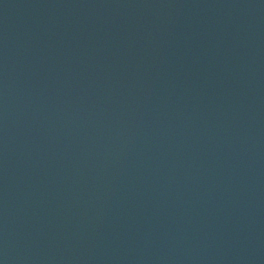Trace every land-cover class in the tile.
Segmentation results:
<instances>
[{
	"label": "water",
	"instance_id": "water-1",
	"mask_svg": "<svg viewBox=\"0 0 264 264\" xmlns=\"http://www.w3.org/2000/svg\"><path fill=\"white\" fill-rule=\"evenodd\" d=\"M0 264H264V0H0Z\"/></svg>",
	"mask_w": 264,
	"mask_h": 264
}]
</instances>
